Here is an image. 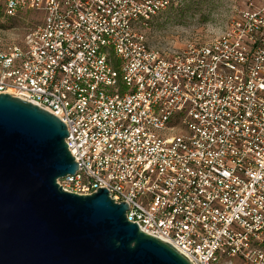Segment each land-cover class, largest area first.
Listing matches in <instances>:
<instances>
[{"label":"built area","instance_id":"obj_1","mask_svg":"<svg viewBox=\"0 0 264 264\" xmlns=\"http://www.w3.org/2000/svg\"><path fill=\"white\" fill-rule=\"evenodd\" d=\"M181 1L0 0L27 22L0 29V94L66 124L63 191L106 188L190 264H264V0H219L216 37L149 45Z\"/></svg>","mask_w":264,"mask_h":264},{"label":"water","instance_id":"obj_2","mask_svg":"<svg viewBox=\"0 0 264 264\" xmlns=\"http://www.w3.org/2000/svg\"><path fill=\"white\" fill-rule=\"evenodd\" d=\"M65 125L0 94V264H190L128 222L106 188L63 191L58 181L78 169Z\"/></svg>","mask_w":264,"mask_h":264},{"label":"rangeland","instance_id":"obj_3","mask_svg":"<svg viewBox=\"0 0 264 264\" xmlns=\"http://www.w3.org/2000/svg\"><path fill=\"white\" fill-rule=\"evenodd\" d=\"M21 18L8 21L0 19V29L7 35L22 38L27 22ZM37 16H31V22ZM27 18V17H26ZM225 5L219 0H182L165 14L156 16L147 29L148 43L151 46L166 45L182 47L189 38L206 40L218 36L225 25ZM11 26L9 29L7 27ZM238 264V263H236Z\"/></svg>","mask_w":264,"mask_h":264},{"label":"trees","instance_id":"obj_4","mask_svg":"<svg viewBox=\"0 0 264 264\" xmlns=\"http://www.w3.org/2000/svg\"><path fill=\"white\" fill-rule=\"evenodd\" d=\"M172 7H170L168 10H170ZM165 12H167V10L165 11ZM165 12H163L164 14H165ZM162 13V14H163ZM3 13L0 11V19L3 17V15H2ZM8 21H13L12 19H9ZM11 26L9 25V27H7L8 29L10 28Z\"/></svg>","mask_w":264,"mask_h":264}]
</instances>
